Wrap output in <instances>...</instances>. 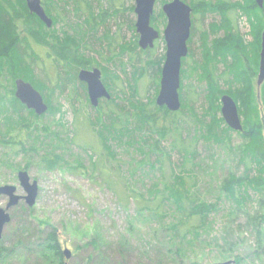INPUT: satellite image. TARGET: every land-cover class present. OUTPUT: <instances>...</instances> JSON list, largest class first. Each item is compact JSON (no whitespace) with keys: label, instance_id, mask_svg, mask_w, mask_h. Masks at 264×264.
<instances>
[{"label":"rangeland","instance_id":"rangeland-1","mask_svg":"<svg viewBox=\"0 0 264 264\" xmlns=\"http://www.w3.org/2000/svg\"><path fill=\"white\" fill-rule=\"evenodd\" d=\"M51 1L56 5L55 17H58L57 11L61 12V19L54 17L53 32L60 38L68 35L80 40L81 36L75 35L74 29L79 28L77 30L88 32L84 25L86 15L75 16L73 0ZM87 1L95 15H98L100 10H112L114 7L120 10L134 7V0ZM171 1L156 0L151 17L152 23L150 21V26L159 34L157 48L153 53L157 58L165 55L162 35L166 27V19L161 8L163 3L167 4ZM181 1L190 7V0ZM228 1L232 5H236L237 8L233 11L232 17L235 21L230 33L233 36L238 34L237 41L240 42L243 53L253 61L256 44L261 33L264 32V11L258 8L254 9L250 0ZM80 4L82 3L80 2ZM82 9L84 8L82 7ZM135 23L134 12L130 13L126 10L117 17L106 16L104 27L99 26L95 35L90 32V36H86L82 42H79L81 47L83 46L80 53L85 56L84 58L93 59L100 64L96 67V64L93 63L94 66L88 71L98 69L101 73V80L105 77L108 91L112 90L108 93L113 94L118 106L121 105L126 109L128 101L132 98L143 104L155 101L159 89L154 87L145 74L143 80L136 79L138 92L136 95H131L130 87L134 84L133 76L137 72L135 68L140 67L141 64H133L130 54L125 55L118 63L106 61L105 58H109L115 53H110L107 44L100 43L98 40L102 39L106 32H109L116 39L117 44L132 45L134 35L138 37L136 32L133 33L131 29V26L135 27ZM213 24L220 25L218 16L207 14L204 18L200 15H196L193 20L191 18V32L187 42L188 55L181 62L180 85L189 87L190 84L193 87V90L191 88L185 90L182 102L184 103L185 99L189 97L199 117L204 114L206 108L205 84L196 80L198 76L193 74L192 70L196 67L195 63H201L200 57L203 49H201L200 35L207 31L210 42L211 40H221L225 36L224 31L221 30L212 35L209 26ZM192 28H194L193 33ZM92 37L93 39H91ZM213 43L208 47L210 48ZM72 49L75 48L72 46ZM138 50H140L139 47ZM259 53L256 55L258 59ZM236 58L237 54L233 53V56L227 57V63L236 64ZM219 66H217L218 71L221 72L224 67L222 64ZM189 70H191V77L187 75ZM28 71L36 77L32 79L38 82L36 83L37 90L42 93L51 108V113L45 114L34 125L38 123V125L46 126L50 133L33 130L28 139L24 138L23 134L21 141L24 144V149H32L27 153L19 151L14 154L18 150L0 145V186L12 185L16 188L18 196L25 197L26 193L17 179V173L25 171L30 181L36 182L38 188L33 206L29 207L25 202H22L8 211L10 222L3 229L0 248H4V252L11 251V255L5 262H2L0 258V264H54L50 263L51 259L45 261V258L40 257L38 253V245L43 244L49 233H54L61 253L65 249L71 252L69 260L62 258V264H190L194 262L217 264L227 261H233V264H236L235 257L239 258L238 261H241V264H264V226L260 225L255 229L245 225L246 213H249L250 216H254L255 213H264V206L260 208L255 204V198H253V202L247 203L245 208L239 211L236 204L224 198L219 190L222 181L230 174L239 177L244 172V167L238 163L237 151L229 152L227 146L222 144L208 146L202 140L196 144V159L187 164V169H191L193 163L198 165V168H193L196 177V188L193 192L197 194L199 200L217 205V211L209 217L212 225L211 231L207 234L201 233L193 246L178 239L172 246L169 241L171 232L167 228L176 224L178 216L175 215L174 208L170 203L165 202L162 205L161 211L167 214L162 219L150 218V213H143L140 216L138 213L140 206L134 200L129 198L123 205L124 207L118 203L114 193L104 184L101 176L97 173L98 162L93 169L92 162L97 161L99 147L95 131L90 127L89 117H95L96 114L94 108L85 105L86 99L83 91L77 88V101L72 105L69 99L74 94L72 93L73 86L67 85L64 94H60L57 90L51 92L52 88L46 84L45 75L42 72L36 70L31 72L29 69ZM181 71L184 74L181 75ZM149 73L151 74V70ZM115 77L119 78V82ZM256 80L257 74L254 79L255 84ZM263 84L259 88L256 85V90L258 95L261 92L264 97ZM220 87L222 91L226 90V86L222 83ZM9 89L8 83H5L1 78L0 101H4L8 97ZM191 93H194L193 96L190 95ZM75 109H78L76 113H74ZM7 110V115L17 121L16 117L12 116V112L8 108ZM20 116L27 119L28 122L32 119L30 112H23ZM261 116L264 126V115L261 114ZM3 118L1 126H5ZM180 120L186 130L182 134L183 138L189 141L191 138L197 137L198 127L193 125L188 113L182 114ZM1 128L2 132H5V127ZM232 133L230 146L237 149L244 143V140L237 133L233 131ZM53 134L57 136V140L54 139ZM68 137H74L73 141L70 142ZM140 137L141 135L138 134L136 141ZM163 146L169 150L170 140L164 142ZM112 148L116 157L114 160H105L103 162L104 169L112 174L113 180H117L116 183L121 182L115 176L116 173H120L132 192L142 195L153 208L157 207V202L160 199L152 200L153 202L150 203L151 198L147 191L153 183L159 184V188L162 189L161 172H152L149 168L138 167L137 162L141 160V156L133 149L118 147L113 143ZM43 157L49 160L58 157L61 161L53 167H48ZM170 162L176 167L180 166L181 157L177 152H170ZM116 166L120 171L116 169ZM164 169V176H169L171 169L168 163L163 165L162 171ZM186 183L189 186L192 180L186 178ZM6 205L7 200L0 197V208L5 209ZM234 210L235 212H233ZM230 212L234 213L232 217L228 216ZM226 228L231 236L230 241L234 243L230 252L227 251L223 241ZM256 231L261 233L260 237L256 235ZM187 240H192V237L188 236ZM215 241L219 246L213 247ZM93 242L99 244L98 250L94 248ZM178 243L183 249L182 257L175 254ZM44 254L50 256L48 251H45Z\"/></svg>","mask_w":264,"mask_h":264},{"label":"trees","instance_id":"trees-1","mask_svg":"<svg viewBox=\"0 0 264 264\" xmlns=\"http://www.w3.org/2000/svg\"><path fill=\"white\" fill-rule=\"evenodd\" d=\"M48 1L51 2V6L53 5L56 12V5L51 0ZM72 2L76 17H79L81 14L86 15L84 25H86L88 32L77 30L79 28L74 29L75 35L81 36L80 40L68 35L60 38L53 31L50 32V35L40 33L33 36L34 44L38 47L39 51L36 55L30 48L31 45L26 43V49H23V54L24 60L29 63V66L25 65V61L23 65L24 68L26 67L25 70L28 68L36 70L38 68L40 72H43L46 84L52 88L50 89L51 92H54V90L58 91L59 88L60 94H64L67 90V85L73 86L72 93L74 94L69 99L72 105L77 101V88H80L83 94H85V105L90 106L86 94V86L78 82L77 74L80 70L91 69L94 66L92 65L93 63L96 64V67L100 66V64L93 59L84 58L85 56L80 53L83 46L81 47L79 42H82V39L84 40L86 36H90V32L95 35L99 26L104 27L106 16L117 17L124 10L133 13L134 7L132 6L123 10L114 7L112 10H100L99 14L95 15L93 8L87 0H73ZM250 4L254 9L258 8L255 6L256 4L253 0H250ZM189 5L192 9V20L196 15H200L202 18L207 14L218 16L220 25H210V33L214 35L219 30L225 33L223 39L211 40V42L209 41V33L207 34V31H204L200 35L202 40L201 49H203L200 57L201 63H195L196 67L192 71L193 74L198 76L196 80L199 83L205 84L206 108L204 114L200 117L196 114L193 102L190 101L189 97L185 99L184 103L182 102L183 97H185V90L193 88L189 84V87L180 85L181 108L176 113H170L165 108L157 107L154 100L143 104L135 98L128 101L126 109V107H122L121 105L118 106L113 98V94H109V100L99 101L98 107L94 110L96 116L89 117L90 127L95 131L99 147L97 161L92 162L93 169L98 162L97 173L101 176L104 184L114 193L118 199V203L123 206L129 198L134 200L140 206L138 209L140 216L143 213H150V218L162 219L167 214L161 211V207L165 202L170 203L174 208L175 215L178 216L176 224L167 228L171 232L169 241L172 246H174L176 239L185 241L186 244L193 246V243L199 239L201 233L207 234L211 231L212 225L209 217L217 211V205L207 204L199 200L197 194L193 192L196 188V177L193 168H198V165L193 163L191 165L192 168L187 169V164L194 162L196 159L195 146L200 140L204 141L208 146L222 144L227 146L226 148L229 152L237 151L238 163L244 167V172L241 176L237 177L234 174H230L222 181L219 190L224 198L234 202L239 211H242L247 203L253 202V198H255V204L260 208L264 206V126L261 116V114L264 115V97L261 92L258 95L254 81L258 72L259 59L256 55L260 52V38L256 44V54H254L252 61L243 53L240 42L237 41L238 34L233 36L230 33L235 21L232 16L233 11L237 10L236 5H232L228 0H216L214 2L209 0H190ZM259 10L264 11V3L263 8ZM57 13L58 17L56 16V19H61V12L57 11ZM150 21L152 23V19ZM131 29L133 33L136 32L134 26H131ZM134 37L132 45L117 44L116 39L109 32H106L103 38L98 40L100 43L105 42L107 44L110 53H115L111 57L105 58L106 61L118 63L125 55L130 54L133 64H141L140 67L135 68L137 72L133 76L134 84L130 87V90L133 92H131V95L137 94V80H143L145 74L151 80L150 82L154 87L159 89L160 71L164 63V55L157 58L153 54L157 48V41L152 49L142 51L138 50V37L136 35ZM12 41V31L6 25L5 20H1L0 50L1 52L4 51L7 57L10 58L12 55H16L17 51L19 52L18 48L13 47ZM212 42L214 43L209 48L208 46ZM72 46L75 49H72ZM233 53L237 54L236 64H228L227 57L233 56ZM221 64L224 69L220 72L218 71V67ZM149 70H151V74ZM123 72L125 73L124 70ZM25 74L28 76L25 81H28L37 89L36 83L38 82L32 79L30 73ZM182 74H184L183 71H181ZM187 75L188 77L192 76L191 70H189ZM115 78L118 81L119 78ZM102 82L108 91L109 88L105 77L102 79ZM221 83L226 86L225 91L221 90ZM262 87H264V84ZM193 94L191 93L190 95L193 96ZM224 95H228L234 100L239 117L242 120L243 131L237 133V135L244 140V143L237 149L230 146V139L233 133L220 117L219 102ZM45 101L49 108L48 111H50L49 103L47 100ZM13 102L19 105L17 100L13 99ZM76 111L78 109H75L74 113ZM23 112L28 111L21 105L14 108L12 116L16 117L17 121H15L13 117L11 118V116L7 115V108L0 106V145L18 150L14 154H17L19 151L27 153L32 150L24 149V144L21 141L23 134L25 135L23 137L28 139L33 130L43 131L46 134L50 133L48 127L41 124L38 125V123L34 125L35 122L40 121L44 116L37 117L30 112L32 113V119L28 122L27 119L20 116ZM185 112L188 113L193 125L198 127L197 137L191 138L189 141L185 140L182 135L186 130L180 120V116ZM2 117H4L5 126H1ZM1 127H5V132H2ZM138 134L141 137L136 141ZM52 136L57 140L55 134ZM73 138L68 137V140L72 142ZM168 140H170L169 150L163 146V143ZM112 143L118 147L133 149L140 155L141 160L137 162L138 167L149 168L152 172H161L162 189L159 188V184L153 183L147 191L151 198L150 203L160 199L157 202V207L153 208L142 195L132 192L124 178L120 176V173H116L115 176L121 182L116 183L117 180H113L112 174L104 169L103 162L107 159L114 160L116 157ZM172 151L177 152L181 157L179 167L172 165L170 162V152ZM59 161L61 159L58 157L52 160L44 159L48 167H53ZM166 162L171 169L169 176H164L165 169L162 171L163 165L167 164ZM116 169L120 171L118 166H116ZM186 178L192 180L189 186L186 183ZM233 212L228 213V216L232 217L234 215ZM245 225L255 229L260 227V225L264 226V213H255L254 216L246 213ZM53 234L49 233L43 244L38 245L39 252H37L40 257L43 256L45 258V261L51 259L50 263L62 264L63 256ZM260 234L259 231H256L257 236L260 237ZM188 236L192 237V240H187ZM230 237V233L226 228L224 230L223 241L228 252L234 247V243L230 241ZM93 243L94 248L98 250L99 244ZM180 246L178 243L175 254L182 257L183 249ZM215 246H219L216 241L213 243V247ZM45 251L50 252V256L45 255ZM10 255L11 251L4 252V248H0L2 262H5ZM238 259V257H235V261L237 260L236 264H241V261H238Z\"/></svg>","mask_w":264,"mask_h":264},{"label":"water","instance_id":"water-1","mask_svg":"<svg viewBox=\"0 0 264 264\" xmlns=\"http://www.w3.org/2000/svg\"><path fill=\"white\" fill-rule=\"evenodd\" d=\"M30 13L36 15L38 19L49 28L51 21L47 18L39 0H25ZM259 9L263 8L264 0H253ZM156 0H134V14L136 15L135 31L138 35V47L142 51L150 50L154 47V42L159 39V34L150 26ZM161 11L166 19V27L163 31V41L165 44L164 63L160 71L159 92L155 100V105L165 108L170 113H176L181 108L180 102V70L181 62L188 55L187 42L191 32L192 9L181 0H172L164 4ZM78 82L86 86L87 98L90 106L94 109L98 107L100 100H109L110 95L106 90L98 69L80 70L77 74ZM264 83V32L261 35V45L259 53V65L256 85L259 88ZM15 98L34 112L36 116L47 113L48 107L44 104L42 96L24 81L16 82ZM220 115L225 125L234 133L243 131L241 119L239 117L237 105L234 100L224 95L220 99ZM20 186L26 196L24 200L31 207L34 205L38 188L36 182H31L25 171L17 174ZM0 196L8 199L5 209L0 208V240L4 227L10 222L8 210L18 205L22 199L16 194V188L12 185L0 186ZM66 260L71 258L68 249L63 251ZM66 264V263H65ZM217 264H233L232 261Z\"/></svg>","mask_w":264,"mask_h":264},{"label":"flooded vegetation","instance_id":"flooded-vegetation-1","mask_svg":"<svg viewBox=\"0 0 264 264\" xmlns=\"http://www.w3.org/2000/svg\"><path fill=\"white\" fill-rule=\"evenodd\" d=\"M39 1H40V6L42 7L44 13L46 14L47 18L51 21V27L49 28H47L44 25V23H42L38 19L36 15L29 12L25 0H0V21L5 20L6 25L13 33V41H12L13 47L16 49L18 48L19 50V52L17 51L16 55H12L11 58L7 57L6 53H4V51L1 52L0 50V79L2 78L5 83H8V87L10 88L7 91V94H9L8 97L4 101H0V106H5L11 112H13L14 108H17L19 105L23 106L26 109V107L22 105L15 98L16 82L18 80H21L31 85V83L25 81V79L28 78V76H26L25 73H30L28 69L31 70V72L35 70L33 68H28L25 70L26 67L24 68L23 65V62L25 61L23 49L24 50L26 49V43L31 45L30 48L37 55V52L39 50L38 47L34 44L33 36L39 35L40 33L43 34L46 33L50 35V32L53 31L55 27V23H54L55 11L53 5L51 6V2H49L48 0H39ZM260 45H261V37H260ZM25 65L29 66V63L26 62ZM36 71L40 72L38 68L36 69ZM30 75L32 78H36L35 76H33L34 75L33 73H30ZM32 88L42 96L40 91H38L33 86ZM12 89H14V91H12ZM59 90L60 89L58 88V92ZM13 99L17 100L19 105H16L13 102ZM42 99L44 104L47 105L45 101L46 100L45 97L42 96ZM26 110L34 114L33 111L28 109ZM48 113L49 114L51 113V109L50 111H47L46 114ZM42 116H37V117H42ZM3 198L6 199L8 203V199L5 197ZM21 198L22 199L19 201L18 205L22 202L23 203L25 202L24 197ZM11 209L12 208H10L8 211H10Z\"/></svg>","mask_w":264,"mask_h":264}]
</instances>
